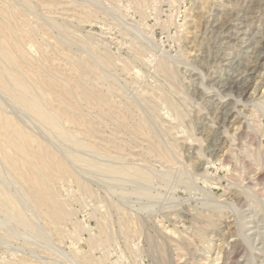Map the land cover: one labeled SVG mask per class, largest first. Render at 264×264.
<instances>
[{
	"label": "rangeland",
	"instance_id": "rangeland-1",
	"mask_svg": "<svg viewBox=\"0 0 264 264\" xmlns=\"http://www.w3.org/2000/svg\"><path fill=\"white\" fill-rule=\"evenodd\" d=\"M6 1L37 27L25 42L32 59L72 75L69 52L83 64L82 78L91 73L74 79L76 114L61 112L78 143L0 88V114L68 170L49 180L68 212L59 223L0 151V184L29 222L19 224L0 202V264H264V0H0V7ZM5 18L0 12V25ZM59 99L68 102L59 93L52 108ZM108 165L139 167L150 179L102 169ZM214 196L228 202L217 208Z\"/></svg>",
	"mask_w": 264,
	"mask_h": 264
},
{
	"label": "bare ground",
	"instance_id": "bare-ground-1",
	"mask_svg": "<svg viewBox=\"0 0 264 264\" xmlns=\"http://www.w3.org/2000/svg\"><path fill=\"white\" fill-rule=\"evenodd\" d=\"M51 1L53 3L55 0H51ZM138 1L142 2L145 0H138ZM55 2H57V1H55ZM2 3L3 4L0 7V12H4L6 15V18L3 21V23L0 25V88L2 89V91L4 93H6L8 98H10L12 101L15 102V104L20 105L26 111H28V113L37 117L42 123L49 126L53 131H55L62 139H64L65 141H68V142L78 143L76 140V137L73 134H71L63 125L62 120H61V112L73 111V112H75L74 114H76L77 110L79 109V102L78 101L80 98V93H79L77 88L80 86L77 87L78 81L76 82V80L74 81V79H75V77L78 80L85 79L86 75L91 73V72L88 71V69H87L86 70L87 74L84 73L83 76H85V77L82 78V71L81 70L83 68V64L80 61L73 60L69 56H67L69 53V52H66L67 50H65V51L63 50L64 52L67 53V55H65V54H63V55H64V58L71 63V65H72L71 71H74V72L72 73V75H70L69 72L65 73L64 72L65 69L62 68L63 69L62 73H64L65 77L62 75V73H61L62 76H59L60 73H58L59 74L58 77H60V78L64 77V79H62V80L56 77L57 71L60 72L62 70L60 68L61 65L60 66L58 64H54L52 66L50 65L51 68L46 69L45 65L43 66V64L40 63V61H38L39 60L38 58H37L38 60L32 59L28 54L27 50H29V49L28 48L26 49L25 42H26V40H28V38L33 37V35L37 32V27L34 25H30L25 16L17 18L18 11L11 3H9L8 1L2 2ZM47 3H49V0ZM55 4H58V2ZM45 7H47V6H45ZM71 7H72V5H67V8L65 7L64 9L69 11L71 9ZM87 10H90V9H87ZM52 21H53V19H52ZM42 37H45V36L42 35ZM49 38L50 37H48V39ZM52 38H54V37H52ZM49 41H51V40L49 39ZM27 43H29V42L27 41ZM60 50H62V48ZM54 55H56V54H54ZM48 57H46V58H48ZM56 57H58V56H56ZM144 57H143V59H144ZM43 58L45 59L44 56H43ZM262 58H264V50L261 53V59ZM65 61H63L62 63H64ZM69 62H67V63H69ZM163 63H165V62H163ZM167 66H168V64H167ZM255 71H256V69H254L248 75V76H250L249 80H251L255 76ZM75 73H76V75H75ZM73 74H74V77H73ZM77 74H80V77ZM246 80H248V79H246ZM84 88H86V87H84ZM247 88H248V85L243 89L244 92L247 90ZM94 92H96V91L94 90ZM59 93L65 94L68 98V102L67 101H61L62 99L61 100L59 99L60 104L57 107V109H54L55 107L52 108L53 106H51V105H53V104H51V103H54V100L59 98ZM83 93H85V92H83ZM84 97L86 98V95ZM99 97H100V95H99ZM160 97H162V96H160ZM95 99L98 100V98H95ZM100 99H101V97H100ZM99 105L101 106V104H99ZM97 106H95V107H97ZM109 108H112V107H109ZM101 109L103 111H106V110H104L105 107H104V109L101 107ZM110 110H112V109H110ZM106 113H108V112L106 111ZM76 118H77L76 121H77L78 125L80 126V128L85 129L86 130L85 132H87V134L93 136L94 135V134H92L93 131L91 130L89 125L86 123V121L82 117H79V116ZM101 141H103V139H101ZM106 141H107V139H106ZM106 141H104L105 142L104 145H105V147H107V148L104 147L105 151H107V149H108V145H106ZM112 141H113L112 143H114V140H112ZM29 143L30 144L35 143L36 149L30 148V146L32 147V145L28 146L27 144H29ZM110 143H111V141H110ZM92 145H93L92 142L87 143V146H92ZM114 146H117V144ZM33 147L35 148L34 145H33ZM8 148H11V150H13V154L12 153L9 154L10 151H7ZM0 151L2 152L1 154H3L5 156V158L8 160V163L12 169L18 170L21 173V175L24 176V178L27 177L28 180H30L31 185L29 184L30 185V191H28V192L33 193L36 205L39 208H41L42 210H44V212L47 214V216L49 218H51L52 221H55V222L59 221V223H60L61 220H64L68 216V212L64 209V207L59 202L56 201V199H55L56 194L49 187V180L53 181L54 179H56L57 175H61V172L62 173L65 172V171L63 172V170H67V165L65 164V162L63 160L60 159V157L55 153V151H53L47 144H43L40 141L37 142L36 137H34L32 134H30L29 132L24 130L23 127L20 126L13 118L2 114V112L0 114ZM112 151L115 152V153H113V156H116V157L120 156L119 155V151H120L119 147H117V149H115V148L112 149ZM112 151L111 152L109 151V152L112 153ZM156 152H157V150H156ZM158 152H159V150H158ZM161 155L164 158H167V155H165L164 152H162ZM30 156H32L33 158H36L38 160L40 168L37 167L38 164H37V166H35V165L33 166V164L31 165L32 160H28ZM77 159L80 161H84V159H82L80 157H77ZM33 160H34L33 163H35V161H37L35 159H33ZM29 161H31V163H29ZM91 165H93V164H91ZM224 166H225V164H224ZM129 168H131V166ZM102 169H105L106 171L111 172V173H125L127 175L130 174V175H133L136 178L142 179L144 181H148L150 179V176L145 172V170H143L142 168H139V167L138 168L134 167L132 170H129V169H127L125 167H121V166L119 167V166H113V165L109 166L108 165ZM83 183H85V182H83ZM214 183H215V187L218 185L220 186L221 180L218 179ZM208 193L211 194V192H209V191H208ZM54 194H55V196H54ZM214 198H215V201H214L215 204L218 205L217 208H219L221 206L223 208L222 204L228 202L226 200V198L224 200L219 199L215 196H214ZM0 199H1L0 202H3L6 205L11 216L19 224H22L24 226L25 225L29 226V222L27 221V219L23 215V211H22L19 203L17 202V200L12 195H10L1 184H0ZM204 204H206V203H204ZM212 204H214V203H212ZM216 205H215V207H216ZM6 207L4 206V208H6ZM104 217H106V216H104ZM105 233H106V231H105ZM107 236H109V234L106 235V237ZM107 239H108V237H107ZM229 253H231V251Z\"/></svg>",
	"mask_w": 264,
	"mask_h": 264
}]
</instances>
